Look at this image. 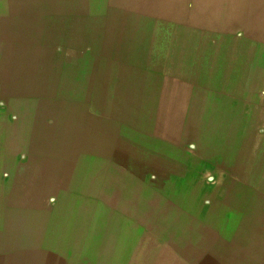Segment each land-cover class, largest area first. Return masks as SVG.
Returning a JSON list of instances; mask_svg holds the SVG:
<instances>
[{"label":"rangeland","instance_id":"1","mask_svg":"<svg viewBox=\"0 0 264 264\" xmlns=\"http://www.w3.org/2000/svg\"><path fill=\"white\" fill-rule=\"evenodd\" d=\"M63 1L0 0V264H135L150 241L264 264V78L246 40H264V0H212L179 30L148 0H84L89 19Z\"/></svg>","mask_w":264,"mask_h":264},{"label":"crops","instance_id":"2","mask_svg":"<svg viewBox=\"0 0 264 264\" xmlns=\"http://www.w3.org/2000/svg\"><path fill=\"white\" fill-rule=\"evenodd\" d=\"M211 1L212 0H148V5L156 7L158 15L160 12L162 13L161 15H166L163 17L159 16L161 20L164 18L167 20L171 19V22L175 24L176 29L179 30L185 28L187 23H190L192 16H195L196 14H208L210 12ZM229 1L230 0H219V6L226 8ZM108 2H110V0H108ZM61 4L66 8L65 11H68L67 14H79V19L95 18L101 15V12L99 11H88L87 2L84 0H65ZM159 17H156V19L153 18V21L157 22V20L160 19ZM261 36V34L257 35L259 39H246L247 42L255 48V54L257 55L256 58H254L255 64L257 63L255 66L257 70L255 77L259 79L260 77L264 78V40L260 39ZM29 83L30 80L27 81V85H29ZM32 84V91H35L34 81ZM18 85L19 80L13 83L11 80L9 83L11 91L13 92L18 89ZM22 85L24 87L25 84L23 83ZM253 226H255L256 232L251 235L250 255L252 260L264 262V221L256 222ZM234 236L236 237V234ZM146 238L147 236L144 237V239ZM225 244L226 245H223L226 248L228 246V240H226ZM147 245L148 247L145 249V252L142 254L135 253V264H164L165 261L168 262V258L170 259L169 261L171 264H193L192 262H195L192 258L188 261L182 259L180 253H178V249H174V243H172L173 250L171 249V254L167 253L168 255L162 253L159 246H156L151 241ZM211 254L212 253H208L206 257H204L205 261L213 263V255ZM220 255L219 262L222 263L228 261V258L225 257L227 254L223 253ZM216 262L217 257L214 258V263L216 264Z\"/></svg>","mask_w":264,"mask_h":264},{"label":"bare ground","instance_id":"3","mask_svg":"<svg viewBox=\"0 0 264 264\" xmlns=\"http://www.w3.org/2000/svg\"><path fill=\"white\" fill-rule=\"evenodd\" d=\"M86 259V258H85Z\"/></svg>","mask_w":264,"mask_h":264}]
</instances>
